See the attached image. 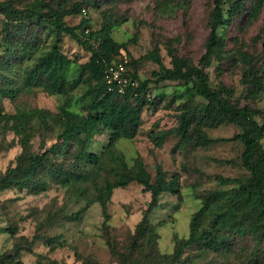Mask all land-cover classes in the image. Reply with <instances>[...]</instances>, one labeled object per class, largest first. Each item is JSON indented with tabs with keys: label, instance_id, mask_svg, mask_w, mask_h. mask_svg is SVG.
I'll return each mask as SVG.
<instances>
[{
	"label": "rangeland",
	"instance_id": "374dc122",
	"mask_svg": "<svg viewBox=\"0 0 264 264\" xmlns=\"http://www.w3.org/2000/svg\"><path fill=\"white\" fill-rule=\"evenodd\" d=\"M33 1L0 0V3L12 2L23 9ZM43 1L70 10L77 3L82 5L79 15L72 14L66 19L71 26L78 25L82 17L90 19L95 30L101 28L106 15L119 22L112 36L115 41L127 44L128 51H123L127 61L138 62L129 69L136 71L141 80L153 82L130 100L143 110L139 133L133 139L118 141L115 152L125 155L131 167L141 157L152 183L156 182L157 166L161 165L169 181H179L181 197L163 193L158 206L151 209V193L134 182L114 191L107 219L99 203L90 204L95 191L87 183L69 191L58 182H51L40 192L11 187L0 191V258L12 259L13 264H157L163 255L175 251L180 240L190 236L192 218L202 207V195L210 191H234L239 187L234 180L249 176L242 166L244 146L240 142L193 147L170 136L155 147L151 140L152 134L177 127L183 104L191 100L182 83L157 82L152 75L159 65L147 57L158 51L168 67L175 56L198 64L206 51L214 0H98L91 5H87L89 0ZM236 1L227 0L226 13ZM242 1L240 13L232 19L227 15V22L220 29L225 38V58L209 70L210 79L214 88H227L231 104L258 109L263 119L264 95L260 99L249 98L247 75L255 72L264 80V0ZM51 45V36L37 24L12 25L0 9V88L21 89L15 100L0 96V107L9 114L18 108L41 109L47 114L46 123L41 121L31 141V151L35 153H42L58 142L61 105H70L76 113H86L82 102L84 84L69 94L55 95L48 94L43 87H23L25 71L50 51ZM62 51L73 63L67 69L52 68L48 75L65 73L69 81H74L80 65L88 62L91 55L67 36ZM200 102L204 100L195 99V103ZM207 132L215 139L231 138L240 129L225 122ZM108 142V133L97 136L90 150L101 155ZM260 145L264 148V137ZM22 152L19 138L0 129V175L17 166ZM106 177L113 179L114 175H104L102 180ZM217 177L233 180L223 183ZM81 210L80 219H67ZM144 216L153 229L139 235L134 246L136 229ZM203 225L209 227L208 221ZM49 241H53L52 245ZM259 252L254 256V242L249 236L228 237L226 246L219 251L199 246L186 249L179 264H254L256 259L258 264H264V243Z\"/></svg>",
	"mask_w": 264,
	"mask_h": 264
},
{
	"label": "trees",
	"instance_id": "16d2710c",
	"mask_svg": "<svg viewBox=\"0 0 264 264\" xmlns=\"http://www.w3.org/2000/svg\"><path fill=\"white\" fill-rule=\"evenodd\" d=\"M97 1L89 0L87 5L96 4ZM226 2L227 0H214L210 35L206 51L198 64L175 56L168 67L158 51H152L148 55L147 58L159 65V70L152 75L156 81L182 83L186 88L185 95L191 100L181 108L179 125L152 134L151 140L155 147H160L170 136H176L193 147L219 142H240L244 146L242 166L249 176L234 180L239 186L234 191H210L202 195V207L192 218L190 236L180 240L175 251L163 255L161 262L157 264L181 263L184 251L192 246L219 251L226 246L228 237H251L255 248L254 256L261 254L259 248L264 243V148L260 145L264 137V118H261L262 112L258 109L250 106L240 108L231 104L227 99V88H214L209 73L214 64L219 66L225 58V38L220 29L225 26L227 15L232 19L244 7L243 1L237 0L226 13ZM81 6L77 3L70 10L43 0H34L25 8L18 9L12 2L0 3L1 12L7 16L10 24L35 23L52 38L50 51L25 71L23 87H43L48 94L55 95L69 94L80 84H84L82 102L86 108V113L80 114L71 110L70 105H61L58 118L62 126L58 142L42 153H35L31 151V141L38 133L41 121L46 123L47 114L41 109L22 108L9 114L4 113L0 107V129L14 133L23 147L17 166L9 169L5 175H0V191L20 187L40 192L51 182H58L69 191L87 183L95 191L90 197V204L99 203L107 219L108 204L114 191L124 189L134 182L151 193V209L158 206L163 193L181 197L179 181H169L167 172L161 165L157 166V180L152 183L151 175L141 157L136 158L135 165L131 167L125 155L115 152L118 141L133 139L139 133L143 110L130 100L148 89L153 81L141 80L136 71L129 69L138 62L132 61L130 64L128 61L126 76L131 82L125 86L124 92H120L117 82H109L110 69L128 59L123 53L128 51V46L114 40L112 33L119 22L109 15L105 16L99 30H95L91 20L85 17H82L78 25L68 24L66 19L72 14L79 15ZM65 36L72 38L91 55L88 62L80 65L79 76L74 81H69L65 73L51 77L48 75L52 68L67 69L73 63L62 51ZM247 78H250L249 98L260 99L264 95L263 78L255 72L249 73ZM20 92L21 89L17 88H0V96L9 100H15ZM198 97L204 102L195 103ZM225 122L237 126L240 133L231 138L215 139L209 136L208 129ZM105 133L109 134V142L103 154L99 155L91 151L90 146L97 136ZM108 174H113L114 178L106 177L103 181V176ZM217 179L223 183L233 180L223 177ZM82 212L74 213L67 219L78 220ZM205 220L209 227L203 225ZM152 229L148 217L144 216L137 226L134 246L139 235ZM151 235L154 236V232ZM52 242L49 241L48 244L52 245ZM0 262L13 264L12 259L6 258H0ZM254 264H258V259Z\"/></svg>",
	"mask_w": 264,
	"mask_h": 264
},
{
	"label": "built area",
	"instance_id": "2783aa9c",
	"mask_svg": "<svg viewBox=\"0 0 264 264\" xmlns=\"http://www.w3.org/2000/svg\"><path fill=\"white\" fill-rule=\"evenodd\" d=\"M128 63L127 59L118 64L117 66L110 69V78L109 82H117L120 87V92H124L125 86L129 85L131 80L126 76V64Z\"/></svg>",
	"mask_w": 264,
	"mask_h": 264
}]
</instances>
